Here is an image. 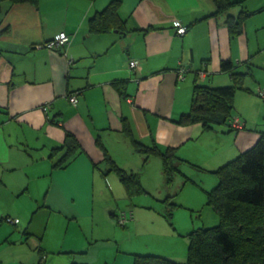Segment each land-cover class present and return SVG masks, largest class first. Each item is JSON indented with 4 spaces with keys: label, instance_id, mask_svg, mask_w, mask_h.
Listing matches in <instances>:
<instances>
[{
    "label": "crops",
    "instance_id": "crops-1",
    "mask_svg": "<svg viewBox=\"0 0 264 264\" xmlns=\"http://www.w3.org/2000/svg\"><path fill=\"white\" fill-rule=\"evenodd\" d=\"M110 1L38 0L36 6H1L0 176L35 164L27 174L30 171V176L42 178L48 188L41 202L35 199L34 206L31 204L30 216L14 212L12 207L4 209L6 216L13 212L22 223L7 226L6 238L5 231L1 233V248L9 253L0 257V264H132L134 254L183 261L187 247L180 233L191 224L181 221V226L175 214L195 212L197 207L176 198L185 185L183 176L165 187L160 159L146 161L134 150L122 131L125 120L137 141L155 144L160 150L173 148L184 160L179 164L182 173L204 189L217 183L211 171L251 148L264 132V98L256 94L264 92V0L243 2L253 14L235 37L224 24L225 16H211L215 10L212 0H121L119 14L126 21L127 32H89L88 19ZM235 8L233 15L240 10ZM178 23L187 26L182 35L176 33ZM61 32L69 36L62 47L36 48ZM223 59L238 70L253 64V76L246 86L254 92L237 90L233 102L244 127L205 130L198 123H175L189 110L195 83H231L230 75L220 68ZM129 60L138 61V70L129 67ZM181 67L184 70L179 77ZM69 96L77 97L78 102L72 104ZM65 132L74 135L81 152L66 168L54 169L49 155L62 145ZM98 136L119 167L139 173L147 192L129 199L127 208L118 205L123 198L118 178L95 173V164L105 168L103 152L95 142ZM63 154L64 149L58 151L54 160ZM24 180L26 188L15 193L1 177L5 195L26 193L28 180ZM87 181L92 185L98 182L104 190L101 201L105 210L112 204L118 207L111 212L115 222L119 211L131 213L125 226H114L103 216L106 227L100 225L99 232L86 225L81 212L67 203L74 205L68 188ZM155 195L156 204L151 205ZM169 195L183 206L174 213V229L163 217L161 201ZM57 220L64 223V232L56 231Z\"/></svg>",
    "mask_w": 264,
    "mask_h": 264
},
{
    "label": "trees",
    "instance_id": "trees-1",
    "mask_svg": "<svg viewBox=\"0 0 264 264\" xmlns=\"http://www.w3.org/2000/svg\"><path fill=\"white\" fill-rule=\"evenodd\" d=\"M212 1L215 10L211 16H225L224 24L230 36L240 35L247 19L253 14V11L243 6L245 0ZM37 2L38 0H0V9L3 3H28L36 6ZM121 4V0H111L105 8L90 17L87 23L89 32L93 34L127 32L126 21L119 14ZM235 7H240V10L233 15L231 10ZM252 67L253 64L249 62L245 70H238L230 60H223L220 68L230 75L231 83L222 86L195 83L189 110L181 113L174 122L183 126L198 123L202 124L205 130H213L220 126H228V129H231L232 120L237 119L244 126V122L235 114L233 102L237 90L254 92L246 86V80L253 76ZM118 85V82L115 83V86ZM119 92L124 93L122 89H119ZM256 94L260 96L258 91ZM122 131L134 150L142 154L146 161L150 158L160 159L165 187H171L179 175L183 176V184L191 181L180 170L179 164L184 160L176 155L173 148L160 150L155 144L146 145L137 141L126 120ZM95 142L103 152L102 163L105 168L100 169L96 164L94 168L100 170L104 177L111 173L115 174L128 198L146 194L139 173L127 172L119 167L104 148L99 136ZM63 149L64 154L54 160L58 151ZM80 152V145L74 135L65 132L62 145L53 148L49 155L52 168H66ZM211 172L216 175L217 183L206 191L205 205L210 206L218 218V223L211 227L192 228L184 235L188 241L184 264H264V132L260 133L254 146ZM173 197L169 195L161 201L163 217L171 229H174L172 219L175 211L183 207L175 202ZM7 217H1L0 224L5 222ZM23 231L25 233L26 228ZM39 252L43 251L39 249ZM132 264L180 263L158 254H134Z\"/></svg>",
    "mask_w": 264,
    "mask_h": 264
},
{
    "label": "rangeland",
    "instance_id": "rangeland-1",
    "mask_svg": "<svg viewBox=\"0 0 264 264\" xmlns=\"http://www.w3.org/2000/svg\"><path fill=\"white\" fill-rule=\"evenodd\" d=\"M235 9H239V8H235ZM20 148L21 149L25 148V146L23 147V145H20ZM34 167H36L35 164L34 165L31 164L29 169L24 167L23 171L16 170V171H13L11 175H9L8 173L1 174L0 178L3 177L6 184L12 185L15 193L21 192L22 190H24L26 188V185H25L26 181L24 180L25 177L28 180L27 181V184H28L27 187L29 189H27L26 193L23 192L20 195H18V194L11 195L9 193V195L11 196V197H9V196L5 195V191H7V190H6V188H4L2 186V182H0V216H4V215L6 216L7 215V211L4 210L7 207H12V210L14 212H20L24 216H30L32 213L31 209L34 206L35 201L38 200V203H39V201L41 202V200L44 199V194L46 192V189L48 188V187H45V182L42 180V178L39 179L38 177L30 176V175H33L30 171L27 174V171L33 169ZM95 170H96L95 173L98 175L100 173L99 172L100 170H98V169H95ZM24 172H25V174H24ZM208 175L213 176L211 174H208ZM110 177H116V175L111 173ZM208 189L210 190V187ZM208 189H204V187L196 180L194 182L189 181V182L185 183L183 189L180 191V194H178V196L176 197L177 199L181 198V201L185 200V202H189L192 205H196V207H197V209H195V212H189V210H186V211L182 210L181 215H178L176 217L177 213L175 214V218H180L181 226H183L182 222H185L186 224H188L187 222H189L191 224L190 228L185 226V228H186L185 233H183V234L180 233L182 235L180 239L184 240V244L186 243L185 244L186 247H187L188 241H187V239H185L186 237L184 235L186 233H188L189 231H191L192 228L211 227L214 225L216 226V224L218 223V218L215 216L214 212L209 208L210 206L208 207L205 205L206 204L205 203L206 202V190H208ZM67 192H69L73 196L74 205L70 201H67V203H69L76 211L79 210L81 212L80 216H81L82 220L84 219V223L86 225L92 226L95 230L100 232L101 230L98 229V227L100 225H102L103 227H106L105 223L103 221V216L105 217V219L111 220L112 225L115 226L117 224V221L115 222V217L112 216L111 212L114 211V208L118 209V207L115 204H112L111 209H109V210L104 209L103 205H106V204L101 201V196L105 192H104V190H100V186H99L98 182L94 181V183L92 185L90 183V181H87L81 186H71L70 188H68ZM122 193H123L122 194L123 198L120 199V201H118V205L120 206V208H127L125 206L128 205V202L130 201L129 199H131V198H128V196L125 195L123 188H122ZM143 195H139V196L143 197ZM199 196H201V197H199ZM135 197L137 198V196H135ZM132 198H134V197H132ZM151 198L153 200H150V202H151L150 204L155 205L156 202L154 201V199L157 198V195L151 196ZM138 203L139 202H135L134 204L136 206H138L137 205ZM31 204L33 206H31ZM161 206L162 205H160V207ZM24 209H26V213H24ZM68 210L69 209H67V211ZM109 212H110V214H109ZM119 213H120V211L117 214H119ZM10 214L12 215L11 217H15L18 219L17 225L22 223L19 216L14 215L13 212ZM190 214H192V215H190ZM58 222L59 221L57 220L54 224L56 231L64 232V230H65L64 229V223L61 221H60V223H58ZM172 222H173V219H172ZM3 223L4 224L0 225V235L3 231H5V228L7 226L11 225V224H8L6 221ZM95 223H97V225ZM70 225H71V229H73V224H70ZM117 227L120 228L121 226H119L117 224ZM7 232H8V229L5 231V233L3 235L4 237L2 236L3 238H6ZM106 232H108V230H103V233H106ZM7 250L8 249H6V248H1V244H0V257L6 258V255H8V253H9V251H7ZM185 259H186V257H185ZM176 262H179L180 264H184L185 260H183V261L177 260Z\"/></svg>",
    "mask_w": 264,
    "mask_h": 264
},
{
    "label": "bare ground",
    "instance_id": "bare-ground-1",
    "mask_svg": "<svg viewBox=\"0 0 264 264\" xmlns=\"http://www.w3.org/2000/svg\"><path fill=\"white\" fill-rule=\"evenodd\" d=\"M215 6V5H214ZM179 25H181V26H183L182 24H180V23H178V25H177V29H176V33L178 34V35H182L184 32H186V30H187V26H183V27H185V31L183 32V33H180V32H178L177 30H178V26ZM61 33H64V32H61ZM60 34V33H59ZM59 34H57V35H59ZM57 35H55V37L57 36ZM64 35H65V37H68V39H69V36L66 34V33H64ZM55 37L53 38V39H55ZM52 39V40H53ZM61 38L60 39H56V42L57 43H59V45H60V47H62L63 45H65L64 43H61ZM68 41V40H67ZM47 43V42H46ZM45 43V44H46ZM49 43H51V41L49 42ZM67 43V42H66ZM34 46H36V45H34ZM33 46V47H34ZM41 46L43 47H46V45H44V43L43 44H41V45H38L36 48H41ZM58 46V45H57ZM56 46H54L53 47V45H50V46H48V49L49 50H51V49H53V48H55ZM47 48V47H46ZM224 60V59H223ZM222 60V61H223ZM137 61V60H136ZM221 61V62H222ZM138 62V61H137ZM131 63V60H129V67L133 70V71H136V70H138V67H137V65L135 64V65H131L130 64ZM184 70V68L183 67H181V68H179L178 70H177V74L179 75V77H181V72ZM200 77V76H199ZM260 92L261 91H258V93L260 94ZM260 96L261 97H263L264 98V96H262L261 94H260ZM70 97H75V96H69V101H70ZM76 101L78 102V99H77V97H76ZM130 101V100H129ZM72 104H76L77 102H73V101H70ZM45 105H43V110H44V107ZM46 109V108H45ZM244 126L241 124V126L236 122V120L235 119H233L232 120V123H231V125H230V128H231V130H240V129H242ZM100 141L102 142V140L100 139ZM103 144V143H102ZM254 146V145H253ZM248 150V149H247ZM246 151V150H245ZM242 152H244V151H242ZM242 152H240V153H242ZM239 153V154H240ZM179 176H182V175H179ZM122 215H124V217H125V221L123 222V223H120L119 222V218L122 216ZM131 216V213L130 212H120L119 214H117L116 215V220H117V224L118 225H120V226H125L126 225V222L128 221V219H129V217ZM1 218V217H0ZM6 222L7 223H9V224H11V225H13V226H16L17 224H18V219L17 218H15V217H11V216H8L7 218H6ZM24 229V228H23Z\"/></svg>",
    "mask_w": 264,
    "mask_h": 264
},
{
    "label": "built area",
    "instance_id": "built-area-1",
    "mask_svg": "<svg viewBox=\"0 0 264 264\" xmlns=\"http://www.w3.org/2000/svg\"><path fill=\"white\" fill-rule=\"evenodd\" d=\"M178 32H180V33H183L184 31H185V27H183V26H181V25H179L178 26V30H177ZM61 38V43H66L67 42V40H68V37H65V35H64V33H60L59 35H57L56 37H55V39H53V40H51V43H49L50 41H48L45 45H46V47L48 48V46H50V45H53V47L54 46H57V45H59V43H57L56 42V39H60ZM131 65H137V67H138V62L136 61V60H131V63H130ZM260 94L262 95V96H264V92L263 91H261L260 92ZM70 101H73V102H77L76 101V97H70ZM45 109V108H44ZM236 120V122L241 126V123L237 120V119H235ZM125 221V217H124V215H122L120 218H119V222L120 223H123Z\"/></svg>",
    "mask_w": 264,
    "mask_h": 264
}]
</instances>
